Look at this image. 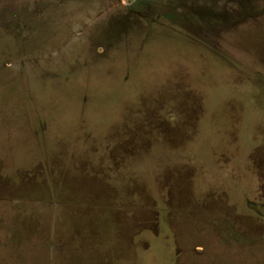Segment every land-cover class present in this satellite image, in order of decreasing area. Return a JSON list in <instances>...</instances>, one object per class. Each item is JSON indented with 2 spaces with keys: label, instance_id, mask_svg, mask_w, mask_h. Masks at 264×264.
Instances as JSON below:
<instances>
[{
  "label": "rangeland",
  "instance_id": "obj_1",
  "mask_svg": "<svg viewBox=\"0 0 264 264\" xmlns=\"http://www.w3.org/2000/svg\"><path fill=\"white\" fill-rule=\"evenodd\" d=\"M63 1L0 0V264H264V0Z\"/></svg>",
  "mask_w": 264,
  "mask_h": 264
},
{
  "label": "crops",
  "instance_id": "obj_2",
  "mask_svg": "<svg viewBox=\"0 0 264 264\" xmlns=\"http://www.w3.org/2000/svg\"><path fill=\"white\" fill-rule=\"evenodd\" d=\"M22 2H24V0H15V3H22ZM57 2L59 3V4H61V5H63V4H65V1H60V0H57Z\"/></svg>",
  "mask_w": 264,
  "mask_h": 264
},
{
  "label": "flooded vegetation",
  "instance_id": "obj_3",
  "mask_svg": "<svg viewBox=\"0 0 264 264\" xmlns=\"http://www.w3.org/2000/svg\"><path fill=\"white\" fill-rule=\"evenodd\" d=\"M117 1H119V0H114V2H117ZM135 1H137V0H135ZM195 1V0H194ZM145 2H149L150 3V0H145ZM115 6V5H114ZM129 10H131V8L129 9Z\"/></svg>",
  "mask_w": 264,
  "mask_h": 264
}]
</instances>
